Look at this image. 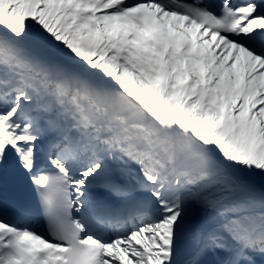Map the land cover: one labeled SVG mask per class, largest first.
Returning <instances> with one entry per match:
<instances>
[{"label": "snow or ice", "instance_id": "obj_1", "mask_svg": "<svg viewBox=\"0 0 264 264\" xmlns=\"http://www.w3.org/2000/svg\"><path fill=\"white\" fill-rule=\"evenodd\" d=\"M0 264H264V0H0Z\"/></svg>", "mask_w": 264, "mask_h": 264}]
</instances>
